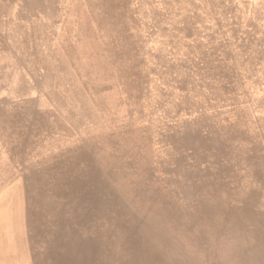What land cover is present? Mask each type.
I'll return each instance as SVG.
<instances>
[{
  "label": "rangeland",
  "instance_id": "374dc122",
  "mask_svg": "<svg viewBox=\"0 0 264 264\" xmlns=\"http://www.w3.org/2000/svg\"><path fill=\"white\" fill-rule=\"evenodd\" d=\"M0 264H264V0H0Z\"/></svg>",
  "mask_w": 264,
  "mask_h": 264
},
{
  "label": "bare ground",
  "instance_id": "6f19581e",
  "mask_svg": "<svg viewBox=\"0 0 264 264\" xmlns=\"http://www.w3.org/2000/svg\"><path fill=\"white\" fill-rule=\"evenodd\" d=\"M217 196H218V195H217ZM217 196H216V197H217ZM153 201H154V200H153ZM247 209H248V208H247ZM217 210H218V209H217ZM191 211H192V210H191ZM232 212H233V211H232ZM240 212H241V211H240ZM240 212H239V213H240ZM195 213H196V212H195ZM195 213H194V215H195ZM227 213H228V212H227ZM239 213H238V214H239ZM246 213H247V212H246ZM240 214H241V213H240ZM243 214H244V213H243ZM248 215H249V214H248ZM251 215H252V214H251ZM198 216H199V215H198ZM227 217H228V215H227ZM262 217H263V216H262ZM225 219H226V218H225ZM244 220H245V219H244ZM192 221H193V220H192ZM225 221H226V220H225ZM245 221H246V220H245ZM222 223H223V222H222ZM259 223H261V222H259ZM246 226H247V225H245L244 227H246ZM222 227H223V225H222ZM222 227H221V228H222ZM246 229H247V228H246ZM243 230H244V229H243ZM240 231H241V229H240ZM226 234H227V233H226ZM214 235H215V234H214ZM216 235H217V234H216ZM229 235H230V234H229ZM229 235L227 234V236H229ZM233 235H235V234H233ZM218 236H219V234H218ZM223 236H225V235H223ZM216 237H217V236H216ZM229 237H230V236H229ZM236 237H238V236H236ZM217 238H218V237H217ZM225 238H226V237H225ZM212 239H213V237H212ZM227 239H228V238H227ZM218 240H219V239H218ZM219 241H220V240H219ZM226 241H227V240H226ZM226 241H225V242H226ZM220 242H221V241H220ZM222 242H223V241H222ZM231 243H232V242H231ZM197 247H198V246H197Z\"/></svg>",
  "mask_w": 264,
  "mask_h": 264
}]
</instances>
